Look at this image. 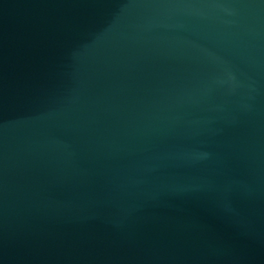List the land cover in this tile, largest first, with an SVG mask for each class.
Listing matches in <instances>:
<instances>
[{"label":"water","instance_id":"1","mask_svg":"<svg viewBox=\"0 0 264 264\" xmlns=\"http://www.w3.org/2000/svg\"><path fill=\"white\" fill-rule=\"evenodd\" d=\"M0 264H264V0H0Z\"/></svg>","mask_w":264,"mask_h":264}]
</instances>
